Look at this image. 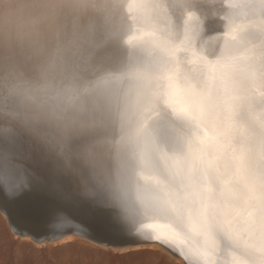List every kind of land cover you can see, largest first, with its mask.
<instances>
[{
	"label": "snow or ice",
	"instance_id": "1",
	"mask_svg": "<svg viewBox=\"0 0 264 264\" xmlns=\"http://www.w3.org/2000/svg\"><path fill=\"white\" fill-rule=\"evenodd\" d=\"M250 6L259 16L225 39L214 60L200 57L203 73L189 79L166 74L172 54L180 51L169 10L186 15L182 43L190 44L207 18L201 13L189 24L198 0H130L129 12L145 27L129 37L136 43L127 46V59L157 83L152 102L98 141L15 145L0 165V208L27 191L57 229L72 225L87 207L89 215L104 212L116 237L135 235L106 203L72 191L74 179H88L84 165L103 152L117 170L134 172L192 217L185 228L149 225L152 241L179 247L196 264H264V0ZM146 47L156 59L136 55ZM167 116L180 122L171 133L158 119ZM226 251L231 259H222Z\"/></svg>",
	"mask_w": 264,
	"mask_h": 264
},
{
	"label": "clouds",
	"instance_id": "2",
	"mask_svg": "<svg viewBox=\"0 0 264 264\" xmlns=\"http://www.w3.org/2000/svg\"><path fill=\"white\" fill-rule=\"evenodd\" d=\"M129 7L130 0H0V165L15 145L98 141L152 102L157 83L112 55L144 30ZM84 166L88 179H74L73 193L106 203L135 234L154 224L145 221L191 223L177 202L117 170L103 152Z\"/></svg>",
	"mask_w": 264,
	"mask_h": 264
},
{
	"label": "bare ground",
	"instance_id": "3",
	"mask_svg": "<svg viewBox=\"0 0 264 264\" xmlns=\"http://www.w3.org/2000/svg\"><path fill=\"white\" fill-rule=\"evenodd\" d=\"M254 3L258 4L259 0H198V8L193 9L196 20L189 21V24H195L200 19L201 13L207 18L204 20V23L199 26L197 34L190 44L182 43V33L186 15L178 8L170 9L169 16L172 19L177 36L180 37L176 41L177 45L180 46V51L172 54L167 65L166 74L180 73L187 76L189 79L194 76L202 75L203 64L200 57L209 61L214 60L216 56L220 54V49L225 39L230 38L232 34L238 35L241 26L247 24L249 21L255 20L259 16V9L250 6ZM193 53H195V55ZM112 55L117 60L127 59L129 50L126 46H119L113 50ZM136 55L145 60L156 59V55L151 51L150 47H146L142 52L136 53ZM158 119L163 120L166 130L169 133L180 124V122L172 116L159 117ZM22 163L27 166L28 162L23 161ZM0 171H2V168H0ZM2 191L3 187L0 185V192ZM31 196L32 193L25 191L16 199H18L19 202L29 204L41 213L43 225L50 234L53 243L70 240L79 235L91 236V234H95L97 237L106 236L111 238L114 244V250L118 249L124 251L129 249L138 250L149 248L168 254L180 264H196L195 258L184 259L180 254L179 247H168L159 242L152 241L151 233L147 229L140 235H129L126 233L123 236L116 237L108 230L107 218L103 211H95L89 215V209L86 207L76 216L72 225L66 226L63 229H57L52 226L43 208L38 203L34 202ZM145 223L163 224L158 221H145ZM76 224H79L80 227H75ZM129 231L135 233L132 228H129ZM44 243L45 240L40 239L36 244L43 245ZM192 243L196 244L195 241ZM103 245L105 244L103 243ZM199 251L202 253L203 249H199ZM231 256L232 253L226 251L222 259H231Z\"/></svg>",
	"mask_w": 264,
	"mask_h": 264
},
{
	"label": "rangeland",
	"instance_id": "4",
	"mask_svg": "<svg viewBox=\"0 0 264 264\" xmlns=\"http://www.w3.org/2000/svg\"><path fill=\"white\" fill-rule=\"evenodd\" d=\"M13 205L0 208V264H180L159 250H114L111 238L95 234L53 243L37 209L18 199Z\"/></svg>",
	"mask_w": 264,
	"mask_h": 264
}]
</instances>
